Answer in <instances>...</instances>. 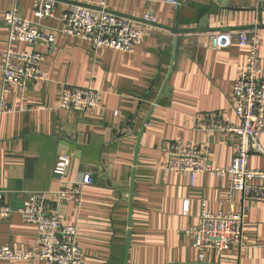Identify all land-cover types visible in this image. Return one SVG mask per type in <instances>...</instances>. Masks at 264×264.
<instances>
[{"label":"crops","instance_id":"0c3cea01","mask_svg":"<svg viewBox=\"0 0 264 264\" xmlns=\"http://www.w3.org/2000/svg\"><path fill=\"white\" fill-rule=\"evenodd\" d=\"M15 1L0 0V60L8 40L4 12ZM33 1L19 0L23 18L35 20ZM178 1L179 8L166 0L78 2L130 19L142 31L133 52L94 48L84 39L61 33L59 18L76 3L74 0H57L55 17L40 20L55 33L51 47L43 42L13 45L17 50L43 52L49 80L30 83L24 92L12 87L8 94L12 111L0 120V186L5 201L16 210L10 218L0 219L1 244L12 249L33 248L37 228L24 221L17 209L31 192L52 194L60 188L53 170L58 157L68 154L69 182L87 173L94 179L82 187L80 201L64 200L57 206L64 224L80 227L78 244L83 264H124L126 256L127 264H264V202L252 204L246 214L241 249H209L200 261L186 230L197 224L203 209L229 210V178L207 172L192 183L188 175L165 168L172 143L195 144L213 167L230 165L238 135L220 129L205 131L200 122L241 125L233 86L247 62L248 48L237 43L215 48L206 37L212 32L250 30L254 26L260 33V63L264 66V0ZM204 18L215 31H175L197 28ZM1 80L0 71V84ZM166 81L168 104L153 105ZM65 83L96 89L98 107L90 112L60 107ZM151 109L135 164L139 134ZM65 142L98 149L96 165L71 155ZM261 143L264 148V135ZM249 167L264 170V154L252 155ZM233 199L238 208L239 195ZM0 264L50 263L2 260Z\"/></svg>","mask_w":264,"mask_h":264},{"label":"built area","instance_id":"2783aa9c","mask_svg":"<svg viewBox=\"0 0 264 264\" xmlns=\"http://www.w3.org/2000/svg\"><path fill=\"white\" fill-rule=\"evenodd\" d=\"M76 3L63 11L61 33L84 39L94 48H112L122 52H133L142 38V31L132 25L130 19L117 14L98 10ZM176 8L178 0H166ZM19 0L4 12L8 27L7 47L0 60L2 80L0 84V120L12 111L8 94L12 87L24 92L30 83L49 80L43 66L45 54L38 50H17L15 43L35 44L43 42L51 47L56 36L52 28L40 20L55 17L57 0H34L35 20L23 18L19 14ZM49 29V30H48ZM203 42V37H198ZM210 46L228 48L233 43L248 48L247 62L240 68L233 86L235 112L241 119L240 126L200 122L205 131L220 129L238 135L239 143L227 167L209 165L201 150L195 144L172 143L165 168L189 176L193 183L201 173H211L218 177H228L227 212H211L203 209L196 225L186 230L192 244L204 261L209 249L225 252L244 245V222L252 204L264 202V170L249 167V159L254 154H264L261 137L264 135V66L260 63L261 37L259 31L250 30L212 32L206 37ZM99 92L91 86L65 83L61 88L59 105L77 112H90L98 107ZM70 166V156L61 154L54 166V174L59 177L60 188L49 193L35 191L23 200L17 212L24 221L37 228V238L29 250L12 249L0 243L2 260H38L50 264H83V254L78 244L80 227L78 224H64L57 206L64 200L80 201L82 187L92 184L94 179L87 173L76 182L66 177ZM239 195V207L234 205V196ZM53 195V197H51ZM188 208L186 201L185 209ZM16 210L5 201V191L0 186V219H8Z\"/></svg>","mask_w":264,"mask_h":264},{"label":"water","instance_id":"95a60500","mask_svg":"<svg viewBox=\"0 0 264 264\" xmlns=\"http://www.w3.org/2000/svg\"><path fill=\"white\" fill-rule=\"evenodd\" d=\"M90 7H92V6H90ZM206 19L207 18L202 19V21L199 23L197 28H189V29H186V30H175V31L178 32V33H195V32H211V31H215V29H210L207 26ZM252 28L254 29L255 27L252 26ZM176 42H177V38L174 41L173 57H174L175 50H176ZM167 81H168V79H167ZM167 81L165 82V84H164L159 96L156 98V100H155L153 105H156V104L166 105V104H168L166 102V100H165L170 95V89L167 86ZM151 111H152V109L150 110L149 114L145 118L143 126H142V129H141L140 134H139V140H138L137 150H136V155H135V160H134L135 164L137 163V151H138V146H139V143H140V137L142 135V132L145 129V125L149 123V116H150ZM65 145L67 146L66 149L69 150V153L71 155L75 154V155L79 156L80 158H82L84 160L85 164L96 165V161L95 160H96V157H97V154H98V149H96V150H88V148H83L80 145L72 144L70 142H65ZM90 155H92L91 156L92 158H90ZM93 157H95L94 160H92ZM134 179H135V170L133 171V174H132L131 188H130V193H129L130 205H132V193H133V182H134ZM130 220H131V215H130L129 221ZM129 235H128V241H127V248H129V240H130ZM127 261H128V259H127V256H126L124 264H127Z\"/></svg>","mask_w":264,"mask_h":264}]
</instances>
